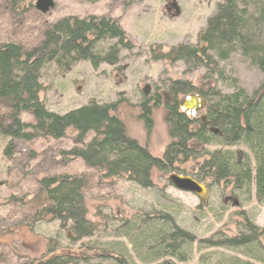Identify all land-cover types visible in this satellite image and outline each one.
I'll use <instances>...</instances> for the list:
<instances>
[{
	"label": "trees",
	"instance_id": "1",
	"mask_svg": "<svg viewBox=\"0 0 264 264\" xmlns=\"http://www.w3.org/2000/svg\"><path fill=\"white\" fill-rule=\"evenodd\" d=\"M9 4L15 16L27 9L25 0H11ZM109 42L113 44L100 51V44ZM121 50H133V45L120 25L106 17L60 20L44 30L39 45L29 51L13 42L1 44L0 137L7 140L4 157H14L17 141L61 140L72 130L77 146L63 154L101 171L105 179L125 178L142 190H152L155 173L169 177L174 172L181 173L180 167L202 160L196 172L190 174L193 179L206 184L208 189L216 186L231 192L233 198H228L238 203L236 207H240L239 198H254L264 206V0H224L195 45H179L154 55V61H181L192 69H207L220 78L225 76L220 64L240 55L263 76L252 94L239 87L236 80L229 85L231 93L210 90L202 94L206 123L180 108L178 98L192 95L193 86L188 82L174 83L167 89L172 97V102L166 104L170 143L162 157H154L128 135L119 113L120 101L90 100L86 106L59 115L49 111L41 99L42 70L46 66L54 65L60 74H66L81 61L89 62L94 69L101 64L116 66ZM159 104L157 95L153 100L143 99L139 106V118L147 133L152 131L153 110ZM23 114H30L34 121L24 122ZM209 146L219 149L209 151ZM236 147L241 150H232ZM85 187L84 177L60 175L42 179L34 221H57L61 229L72 232L75 241L94 237L97 227L88 220ZM173 225L169 214L145 213L130 222L124 221L114 232L128 238L137 254L136 261L141 264H173L171 260L188 263L194 238ZM238 230L234 237L212 246L239 251L251 260L233 256L213 264H264V249L259 241L264 229L243 216ZM46 242L48 256L27 264H93V246L85 247L81 255H58L53 240ZM125 254L123 249L116 251L105 245L97 251V258L114 264H135Z\"/></svg>",
	"mask_w": 264,
	"mask_h": 264
},
{
	"label": "rangeland",
	"instance_id": "2",
	"mask_svg": "<svg viewBox=\"0 0 264 264\" xmlns=\"http://www.w3.org/2000/svg\"><path fill=\"white\" fill-rule=\"evenodd\" d=\"M25 1L27 9L15 16L9 7L11 0H0V45L13 42L32 50L42 40L43 31L63 19L106 17L120 25L133 50H121L116 66L101 64L94 69L89 62L81 61L66 74H60L54 65H48L42 70L41 99L49 111L59 115L86 106L90 100L120 101L119 113L128 135L154 157H162L170 143L166 104L172 102L167 89L174 83L188 82L193 86L192 95L180 96L178 100L181 106L189 96L199 97L201 106L191 114L201 121L206 117L202 94L210 90L231 93L229 85L233 80L252 94L262 83V74L240 55L220 64L224 78L207 69H192L181 61L153 59L154 55L167 53L179 45H195L224 0H53L54 8L47 14L36 10L37 0ZM111 44H100V51ZM157 95L160 104L153 110L152 131L147 133L139 118V106L143 99L153 100ZM153 105L154 102L150 104ZM21 118L26 123L34 121L30 114ZM75 136L69 130L61 140L17 141L12 158L4 157L7 140L0 137V264H27L48 256L47 240H53L58 255H81L85 247L93 246V264H114L97 258V251L105 245L116 251L123 249L127 258L141 264L136 261L137 254L128 238L114 231L124 221L130 222L145 213L171 215L174 228L183 229L194 238L188 263L171 260L173 264H213L215 260L233 256L251 260L239 251L214 248L212 243L237 235L243 216L264 229V206L258 205L254 198L250 201L239 198L240 207H236L235 201L228 198L232 197L231 192L210 186L202 200L192 193L178 191L167 176L157 173L153 175L152 190H142L125 178L105 179L101 171L63 154L77 146ZM206 149L213 151L219 147ZM201 161L180 167L178 174L190 176ZM60 175L85 178L83 195L88 220L97 227L94 237L75 241L72 232L61 229L57 221H34L37 202L40 203L36 198L40 181ZM206 183L210 185V181ZM259 241L264 249V236Z\"/></svg>",
	"mask_w": 264,
	"mask_h": 264
},
{
	"label": "water",
	"instance_id": "3",
	"mask_svg": "<svg viewBox=\"0 0 264 264\" xmlns=\"http://www.w3.org/2000/svg\"><path fill=\"white\" fill-rule=\"evenodd\" d=\"M54 5L53 0H37L35 8L41 14H47L54 8ZM200 106L201 99L199 97L189 96L181 105V110L187 115H192L191 113L199 109ZM202 121L205 122V119H202ZM168 180L169 183L178 191L192 193L202 200L206 198L208 193V187L206 184L199 183L191 176H182L174 173L168 177ZM235 206H238L236 201Z\"/></svg>",
	"mask_w": 264,
	"mask_h": 264
},
{
	"label": "flooded vegetation",
	"instance_id": "4",
	"mask_svg": "<svg viewBox=\"0 0 264 264\" xmlns=\"http://www.w3.org/2000/svg\"><path fill=\"white\" fill-rule=\"evenodd\" d=\"M203 123H206V120H205V122H203Z\"/></svg>",
	"mask_w": 264,
	"mask_h": 264
}]
</instances>
